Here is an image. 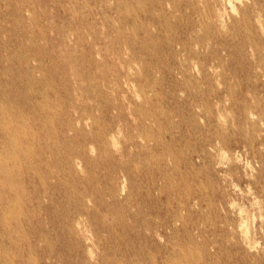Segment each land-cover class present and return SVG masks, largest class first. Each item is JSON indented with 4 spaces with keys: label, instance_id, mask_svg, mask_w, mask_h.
<instances>
[{
    "label": "rangeland",
    "instance_id": "374dc122",
    "mask_svg": "<svg viewBox=\"0 0 264 264\" xmlns=\"http://www.w3.org/2000/svg\"><path fill=\"white\" fill-rule=\"evenodd\" d=\"M0 264H264V0H0Z\"/></svg>",
    "mask_w": 264,
    "mask_h": 264
},
{
    "label": "bare ground",
    "instance_id": "6f19581e",
    "mask_svg": "<svg viewBox=\"0 0 264 264\" xmlns=\"http://www.w3.org/2000/svg\"><path fill=\"white\" fill-rule=\"evenodd\" d=\"M126 10V9H125ZM250 114V113H249ZM222 124V123H221ZM16 201V200H15ZM194 257V256H193ZM191 258V257H190Z\"/></svg>",
    "mask_w": 264,
    "mask_h": 264
}]
</instances>
